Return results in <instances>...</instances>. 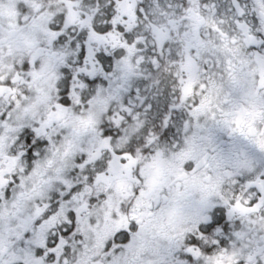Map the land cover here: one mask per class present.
<instances>
[{"label":"snow or ice","instance_id":"1","mask_svg":"<svg viewBox=\"0 0 264 264\" xmlns=\"http://www.w3.org/2000/svg\"><path fill=\"white\" fill-rule=\"evenodd\" d=\"M0 264H264V0H0Z\"/></svg>","mask_w":264,"mask_h":264}]
</instances>
